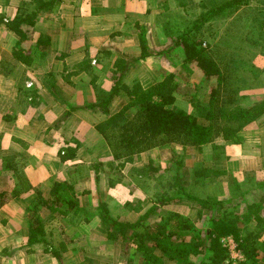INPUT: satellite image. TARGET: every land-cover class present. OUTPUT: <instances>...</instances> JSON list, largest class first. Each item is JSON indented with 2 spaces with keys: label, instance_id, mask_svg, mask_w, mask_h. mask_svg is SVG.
<instances>
[{
  "label": "crops",
  "instance_id": "obj_1",
  "mask_svg": "<svg viewBox=\"0 0 264 264\" xmlns=\"http://www.w3.org/2000/svg\"><path fill=\"white\" fill-rule=\"evenodd\" d=\"M179 1L61 0L55 11L43 8L33 27L24 26L26 38L21 41L3 21L13 20L30 4L33 10L36 0H0V192L6 193L0 198V264L141 262V253L130 247L127 253H134L135 259L124 257V241L107 237L109 228L99 207L106 205L117 220L137 222L155 207L147 193L149 187L145 185L143 191L141 184L133 180L136 177L140 182V168L157 162L169 164L178 148L182 155L188 150L166 145L119 166L96 129L106 116L99 108L89 106L98 103V95L109 94L119 76L123 83L140 81L144 88L171 74L177 76L179 83L191 80L195 70L186 69L182 47L175 45L177 36L170 25L172 11L182 9L184 14L187 8L183 2L186 0H181L182 4ZM193 1H202L212 8L221 0ZM142 31L154 53L146 58L141 57ZM18 49L28 56L30 66L14 57ZM261 59L264 57L254 63L264 72ZM119 62L122 70L117 66ZM242 77L248 82V75ZM253 92L246 95L244 105L264 99L263 87ZM255 94L260 98L253 100ZM125 103L122 96L114 97L110 113L119 112ZM241 135L240 144L218 140L223 145L219 156L211 144L204 146L199 154L204 158L202 167L214 174L201 180L194 171L191 184L197 188L207 186L210 192L214 187L218 194L227 191L234 194V199L249 197L247 203L263 205L264 115ZM167 150L171 159L165 162L163 153ZM64 155L68 158L62 159ZM9 163L16 168H9ZM20 177L27 180L30 189L14 195L16 190L20 191ZM232 180L236 182L233 191ZM56 181L74 187L80 211L63 215L61 209L41 206L37 215L44 224L49 245L30 244L32 224L28 214L39 203L37 192L50 200ZM140 190L144 194L139 195ZM190 202L183 200L159 212L176 211L193 219L187 208L184 212L174 207L191 208ZM157 220L151 218L143 224Z\"/></svg>",
  "mask_w": 264,
  "mask_h": 264
},
{
  "label": "trees",
  "instance_id": "obj_2",
  "mask_svg": "<svg viewBox=\"0 0 264 264\" xmlns=\"http://www.w3.org/2000/svg\"><path fill=\"white\" fill-rule=\"evenodd\" d=\"M36 2L33 10H30V4L21 9L13 20L3 21L6 28L19 36L21 41L26 38L24 26L33 27L43 8L55 11L61 4V0ZM183 2L187 8L184 14L178 15L177 24L170 20L171 31L177 36L175 45L182 47L184 63H194L202 72L205 81L214 80L215 85L203 97L194 94L190 99L193 111L189 113L176 106V95L181 91L175 74L149 88H144L140 81L127 84L122 82V76L116 77L111 92L98 95V103L90 105L89 108H99L105 114V119L96 125V129L105 139L119 166H124L145 152L166 145H178L202 154L203 147L211 144L219 156L223 145L217 143L218 140L242 143V131L264 115V99L246 106L242 103L245 95L241 94L239 87L240 82H247L242 77L243 74L251 73L256 79L262 73L253 64V59L256 55L264 56V8L257 10L253 5H264V0H226L212 8L204 2ZM179 3L182 4V1ZM193 8L199 9V13H190ZM245 15L247 20H244ZM217 22L221 25L229 24L224 30V36L220 38L221 42L209 38L212 36L215 39L218 36L212 25ZM214 27L220 30L219 25ZM140 39L141 57L152 56L154 53L148 47L144 31L141 32ZM232 40L234 41L231 42ZM14 57L23 64L31 65L28 56L21 49L14 52ZM117 66L123 69L121 62ZM116 96L125 98L126 103L119 112L111 114L109 106ZM66 158V155L62 156V159ZM174 163L168 170L174 173L160 181L161 187L166 190L153 194L155 207L142 215L137 222L117 220L112 217L106 205H100V216L109 228L107 237L124 241V257L135 259L134 253H127L132 247L142 254L139 264H165V259L174 264H194L193 258L199 255H203L199 264H264V248L262 250L257 246V240L264 236V213L261 206L247 203L245 214L229 212L234 198L217 200L211 196L203 199L194 194L184 182L181 163ZM8 167L16 168L12 163ZM141 170V177L147 172V175L151 173L148 176L150 179L161 171L153 163ZM212 174L213 171L201 167L194 175L198 179H205ZM222 174L226 175L225 172ZM20 180V191L16 190L14 195L30 189L24 177H20ZM235 184V180H232V191ZM37 194L39 203L28 214L32 224L29 243L49 245L44 224L37 215L39 208L46 206L51 210L61 209L60 213L63 215L78 213V194L72 185L59 181L52 187L50 200H45L39 192ZM241 194L244 196V192ZM5 196L6 193L0 192L1 199ZM183 200L198 202L203 209L210 211L209 231L205 233L206 236H203L196 222L190 217L166 209L159 212L161 208ZM238 205L234 204L231 208H237ZM151 218L158 220L148 225L143 224ZM253 222L256 225L251 228ZM230 236L244 260H229L228 249L222 239ZM131 262L132 260L129 263Z\"/></svg>",
  "mask_w": 264,
  "mask_h": 264
},
{
  "label": "rangeland",
  "instance_id": "obj_3",
  "mask_svg": "<svg viewBox=\"0 0 264 264\" xmlns=\"http://www.w3.org/2000/svg\"><path fill=\"white\" fill-rule=\"evenodd\" d=\"M220 0H218L217 2H219ZM226 1V0H225ZM224 0H221L220 3L218 5H221L223 2H225ZM202 2V1H201ZM198 3V2H197ZM253 8L254 9H263L264 8V5H261V4H257L255 3L253 5ZM190 13H193V14H197L199 13V9H192L189 11ZM188 12V13H189ZM187 13V14H188ZM178 15H182V9H179L178 12L176 10H173L172 11V20H174L177 24V22L179 21V17ZM192 18V16H190ZM237 17V16H236ZM234 17V18H236ZM248 17L247 15L244 16V20H247ZM213 25V29L215 31L218 32V36L215 37V39H212L213 37H209L211 38L212 41H216V42H221V37L224 36L225 34V28L229 25L228 23H226L225 25H221L219 24L218 22L215 23V24H212ZM216 25H219L220 27V30L217 29ZM235 40V38H234ZM234 40H232L231 42H233ZM232 51V50H231ZM256 52H254L255 54ZM260 56H263V55H256L253 59V64L256 66V64L254 63V61H256L257 58H259ZM264 57V56H263ZM264 61V59H261ZM186 69L187 70H190L192 71V68L195 70L192 74V77H191V80L190 81H187L186 84L184 83H180V93H177L176 95V106L178 108H181V109H184L186 111H188L189 113L193 111V106L191 104V98L194 96L195 93H197V95L203 97L204 94H206L211 87H213L215 85V81H205V79H203V75L200 76L198 74V72H196V65L194 63H189L187 66L185 65ZM257 67V66H256ZM260 69V68H259ZM198 71V70H197ZM260 71L262 72L259 76V78H254V76L251 74V73H247V74H243V75H248V82L246 83H241L239 84V87H240V91H241V94L242 95H245L244 96V99L242 100V103H245L247 101L246 98L249 93H254L253 91H255V89H257L258 87L260 88H264V72L260 69ZM263 74V75H262ZM252 90V92H251ZM251 98V97H250ZM260 96L258 95H253V100L254 99H259ZM250 101V100H249ZM180 150V148H178ZM178 150V153L176 151V156H174L173 159L170 158V155H169V151L167 150L166 153L164 152V161L166 162L167 159L168 161L170 160L171 162L169 164H166V163H162V162H157V165H154V167L156 168H160L161 171L159 173H155V176L154 178L150 179L148 176L151 175V173L149 175H147V172L145 173V175L143 177H140V182H138L136 179V177H134V182L137 184V185H140L141 184V187H142V190L145 191V185L148 186V195L149 196H153V194L156 192V189H160L162 188L161 187V180L164 178H166L168 175L170 174H173L174 171L172 172H168L169 170V167L171 165H174V161L175 162H178L181 163V173L183 174V179H184V182L186 184V186L188 187L189 191H193L194 194H197L199 195L201 198L203 199H208L210 198L211 196H213V198L215 197V199L217 200H224V199H227V198H231L234 194H229L227 191L224 193H216V188H212L213 192H210V189L209 187L205 186H201L202 188H197V187H194V189L192 188V184H191V181H192V175H193V172L194 171H197L199 170L201 167H202V161L204 162V158H202L199 154H196L194 152L193 149L191 150H188V152L184 155H182V153ZM211 153V152H210ZM210 153L207 155L209 156ZM206 156V155H205ZM206 156V157H207ZM152 157H154V155H152ZM179 157V158H178ZM167 161V162H168ZM207 162V161H205ZM204 165V163H203ZM142 169V167L140 168V170ZM164 177V178H163ZM204 188V189H203ZM166 190V188H162V191ZM225 191V188L224 190ZM138 194H144L141 190L140 192H138ZM137 199V198H135ZM134 199V200H135ZM237 200L236 201H233L234 204H239L237 208H231L233 207L232 204L229 208V212H232L234 211L236 214H245L246 211H245V206L247 204V200L249 199V197L246 199H241V198H236ZM250 200V199H249ZM137 201H134V204L136 205H139L136 203ZM190 205H192L191 208H188L186 206H174L176 207L177 209L180 208V210L184 211L185 212V208H187V212H189L190 210V213L192 214L193 216V219L196 223V226L198 228V230L201 231V233L203 234V236H206L205 233L207 231H209V219H210V211L208 210H203L202 206L198 203V202H195V201H191L190 202ZM261 206V211L262 213H264V203L263 205H260ZM252 225L250 226L251 228H254L255 227V222L251 223ZM222 243L224 244L225 247H227L228 249V253H229V260L230 261H242L244 260V257L241 255L240 251L237 250V246H236V243L233 239L232 236L230 237H226V238H223L222 239ZM235 245L234 249L233 246ZM257 246L258 248H261L263 250L264 248V236L262 238H260L259 240H257ZM260 249V250H261ZM261 250V251H262ZM235 252L239 253L240 256H242L241 258L240 257H237L235 258L234 255H235ZM203 258V255H199L197 257H194L193 258V261H194V264H199L201 259ZM171 264H174V263H171Z\"/></svg>",
  "mask_w": 264,
  "mask_h": 264
},
{
  "label": "built area",
  "instance_id": "obj_4",
  "mask_svg": "<svg viewBox=\"0 0 264 264\" xmlns=\"http://www.w3.org/2000/svg\"><path fill=\"white\" fill-rule=\"evenodd\" d=\"M234 247H235V245L233 246V248H232V249H234ZM234 257H235V258H237V257H240V258H241L242 256H240V254H239V253L235 252V255H234Z\"/></svg>",
  "mask_w": 264,
  "mask_h": 264
}]
</instances>
